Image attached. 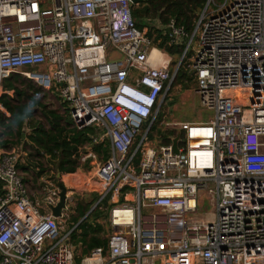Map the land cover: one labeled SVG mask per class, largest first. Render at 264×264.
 <instances>
[{
	"label": "built area",
	"instance_id": "built-area-1",
	"mask_svg": "<svg viewBox=\"0 0 264 264\" xmlns=\"http://www.w3.org/2000/svg\"><path fill=\"white\" fill-rule=\"evenodd\" d=\"M133 5L0 0V96L21 76L109 143L106 161H81L92 159L83 176L103 186L113 232L80 264H264V0H207L190 35L170 20V43L185 46L173 69ZM180 67L208 122L159 119ZM18 163L0 155V264H76L67 199L54 217L59 187L33 199Z\"/></svg>",
	"mask_w": 264,
	"mask_h": 264
},
{
	"label": "trees",
	"instance_id": "trees-1",
	"mask_svg": "<svg viewBox=\"0 0 264 264\" xmlns=\"http://www.w3.org/2000/svg\"><path fill=\"white\" fill-rule=\"evenodd\" d=\"M206 1L138 0L132 6L131 15L135 20L136 27L145 33L157 48L171 57H181L185 46L184 44L170 43L171 39L166 26L170 20H173L177 28H183V31L190 35L197 15L205 6ZM156 24L160 27H156ZM188 76V73L180 67L173 86L181 85L184 89H187L188 85L186 83L190 81ZM1 86L3 92H12V95L3 93L0 96V106L8 114L6 116L0 110V150L3 155L13 152V149L23 143L24 148L29 147L31 150L29 157L35 156L37 161L44 157L56 161V172L60 175L75 173L81 167H84L85 170L91 168L92 159H87L84 163L81 161L83 155H86L88 151L95 155L98 161L104 162L107 160L110 151L108 141L105 139L102 143L94 144L91 137L98 135V131L91 127L77 129L73 126L67 111H64L67 114L64 116V113H60L58 110H50L47 105L42 104L36 98L41 90L35 89L30 81L21 76L12 75L4 79ZM22 86H24V89H19ZM33 108L41 111L42 121L39 123H32V116H26L27 111ZM25 128L29 129V133L25 132ZM26 157L28 158V155ZM27 166V163L24 166L17 164V169L22 172L28 171ZM40 168V172L35 174L36 177L45 172L41 164ZM22 179L25 184L29 182L27 178L22 177ZM85 179L86 177L81 173L62 177L63 181L75 186L77 189H93ZM1 188L0 183V194L2 193ZM107 201L102 200L97 207L104 206L108 208ZM76 210L77 217L73 218V221L77 227L74 230L71 242L81 248V255L78 257V261L76 260L79 263L81 258L89 255L92 250L96 248L106 249L107 238L104 237V231L99 225L97 227L92 226L87 221L88 216L85 217L87 212H90L94 218H97L103 212L91 210L89 204H79ZM82 218L84 219L81 220Z\"/></svg>",
	"mask_w": 264,
	"mask_h": 264
},
{
	"label": "rangeland",
	"instance_id": "rangeland-1",
	"mask_svg": "<svg viewBox=\"0 0 264 264\" xmlns=\"http://www.w3.org/2000/svg\"><path fill=\"white\" fill-rule=\"evenodd\" d=\"M156 27H160V25L156 24ZM179 38L176 41H181V38L180 39ZM153 48L159 49L154 44H153ZM167 56L168 57L166 58V60L170 61L171 68L173 69V67H175V65L179 62L181 57H177V56L171 57L169 55ZM188 77L190 78V81L186 83L188 85L187 89H184L183 86L181 85H177L173 87L170 93V97H168L165 100L162 106L159 119H162V117H165V120L168 122L177 121L181 123H205V122H208L213 117V113L211 111L206 110L200 106L198 97L195 93L196 84L193 81L192 76H188ZM32 85L35 87V89L38 88L34 83H32ZM19 89H24V86L19 87ZM40 90H41V93L38 94L36 98L39 99L42 104L47 105V107L50 110H58L60 113H64L57 99H55L52 95H49L48 93H46V91L44 92L42 91V89ZM28 111H29V116H32L31 118L32 123H35V122L39 123L42 121L40 109L33 108ZM63 115L66 116L67 114L64 113ZM14 150H15L14 155L17 157V159H19L18 156L22 157L24 153L28 155V158L26 157L27 159L26 158L22 159L23 157L21 158L23 160V163L21 161L19 162V164L23 166L25 165V163H27L28 171L22 172L19 169V172L23 178H27L29 180V182L26 183V186L33 199L40 201L42 199L41 196H43L45 188L53 189V187H59V185H63L66 188V199H67L66 214H68V216L62 220L61 222L62 226L70 229L71 227L76 225L73 221V218L77 217V210H76L77 206L79 204H83V205L89 204L91 206V210H95L96 212H103V214L99 215L97 218H94L92 214H90V212H87L85 217L88 216L87 218L88 223H90L94 227H97L99 225L104 231L103 233L104 237L108 239V237L113 232L108 222L109 218L108 216H106V212L108 211V208L104 206L97 207L98 205L97 202L100 198L99 191H101L100 189L103 188V186L94 185L91 181H89L86 178L85 179L86 182L87 183L90 182L92 188L95 190H92V189H81L80 190V189H75V188L68 189L67 187L69 184L65 182V185H64L63 183L64 181L61 178L62 176L56 172V161H53V160L51 161L47 157H44L40 161H37L35 160V156L29 157V155L31 154V150L29 147L24 148V145L23 147L16 148ZM40 164L43 166V170L45 172L41 174L40 176L36 177L35 174L39 173L41 170ZM91 168L85 170L84 167H81L75 173H81L82 175L90 176V175H93L92 174L93 168L92 169ZM49 184L52 186H49ZM202 217L210 218L209 216H205V215H202ZM84 218H82L81 220H83ZM73 246L75 248V252H74L75 262L76 264H80V262L77 263L78 261L77 259L81 255V248L79 245L77 246L73 245Z\"/></svg>",
	"mask_w": 264,
	"mask_h": 264
},
{
	"label": "water",
	"instance_id": "water-1",
	"mask_svg": "<svg viewBox=\"0 0 264 264\" xmlns=\"http://www.w3.org/2000/svg\"><path fill=\"white\" fill-rule=\"evenodd\" d=\"M137 2L138 0H132L133 4H136ZM26 116L27 117L29 116V111L26 113ZM177 140L178 138H175L172 141L174 153H177ZM59 189H60L59 202L55 207L52 208V215L56 218L60 216L61 210L64 208L66 203V188L63 185H59Z\"/></svg>",
	"mask_w": 264,
	"mask_h": 264
},
{
	"label": "crops",
	"instance_id": "crops-1",
	"mask_svg": "<svg viewBox=\"0 0 264 264\" xmlns=\"http://www.w3.org/2000/svg\"><path fill=\"white\" fill-rule=\"evenodd\" d=\"M4 93H7L8 95H12V92H4ZM3 113H5V115L7 116L8 114L5 112V110H3V108H1L0 109ZM25 132L26 133H29V129L28 128H25ZM24 141H26V140H24ZM23 146V143L21 144V145H19L18 147H16V148H20V147H22ZM15 148V149H16ZM15 150L13 149V152H14ZM2 154V151L0 150V155ZM23 157V158H22ZM22 157H19L18 156V161L20 162H22L23 163V160L22 159H24V158H26V153H24L23 155H22ZM22 158V159H21ZM19 164V163H18ZM64 175H67V174H61V176L63 177ZM61 177V178H62ZM46 195V191L44 190V193H43V196H41L42 197V199L40 200V201H43V197ZM37 201H39V200H37Z\"/></svg>",
	"mask_w": 264,
	"mask_h": 264
},
{
	"label": "bare ground",
	"instance_id": "bare-ground-1",
	"mask_svg": "<svg viewBox=\"0 0 264 264\" xmlns=\"http://www.w3.org/2000/svg\"><path fill=\"white\" fill-rule=\"evenodd\" d=\"M152 57L157 61L158 64H161L163 61L162 56L157 51H153Z\"/></svg>",
	"mask_w": 264,
	"mask_h": 264
}]
</instances>
